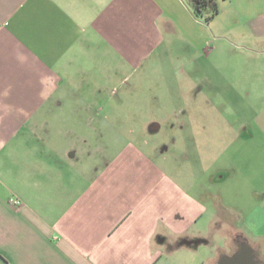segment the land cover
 Masks as SVG:
<instances>
[{
	"label": "crops",
	"instance_id": "crops-1",
	"mask_svg": "<svg viewBox=\"0 0 264 264\" xmlns=\"http://www.w3.org/2000/svg\"><path fill=\"white\" fill-rule=\"evenodd\" d=\"M217 5L258 70L167 100L117 62L192 25L186 0H0V264H164L237 235L264 256V0Z\"/></svg>",
	"mask_w": 264,
	"mask_h": 264
},
{
	"label": "rangeland",
	"instance_id": "rangeland-1",
	"mask_svg": "<svg viewBox=\"0 0 264 264\" xmlns=\"http://www.w3.org/2000/svg\"><path fill=\"white\" fill-rule=\"evenodd\" d=\"M186 4L192 12L193 9L187 1ZM195 18L198 19L196 22ZM195 18H193L192 25L173 26L171 30H163L164 35L162 38L160 36L157 38L158 33L156 30V42L154 46L142 44L139 47H130V52L134 56L129 57H132L133 60L117 62V66L122 70V76L127 70H132L131 72L135 74L133 78L140 77L141 75H144V77L153 75L152 79L147 77L143 81L147 86L154 85L156 89H161L160 92L164 93L161 96L166 97L168 100V94L165 93L168 88L176 90L185 88L187 92H193L194 94L202 87L205 89L212 88L206 82V79H204L203 73L220 71L222 75H226L228 72H241L247 69L252 71L258 70V66L255 65L256 63L232 61L231 56L241 53V48L238 45L239 42L234 41L238 39L234 35L231 33L229 35L221 33L222 31L216 27V24H211V21L207 22L204 19ZM159 32L161 33L162 31ZM216 37L218 40L215 39ZM131 81L127 80L125 85H129ZM251 81L256 82V79L251 78ZM227 82L228 79L220 78L218 85L225 86ZM131 85H134V82ZM128 98L130 97L123 95L122 101L127 99L128 102H135L133 98ZM141 106L143 108L139 112L142 114L151 115L154 111L159 110L148 108L147 100L143 101ZM129 112L133 114L134 111ZM127 124H130V121L124 120L122 134L131 138L132 134L128 132ZM211 231L213 232V230ZM213 239L205 237L201 239L182 238L180 239L179 246L188 249L173 254L172 258L163 263L212 264L210 261H204V263L202 261L204 260L203 257L211 256V252L215 253V248H204V246L209 245L212 241L215 242V245H218V255L212 253L213 255H217L215 264H218L222 254H231L232 251L236 250V241H233L232 245L231 239L229 242L226 241V238L222 237Z\"/></svg>",
	"mask_w": 264,
	"mask_h": 264
},
{
	"label": "flooded vegetation",
	"instance_id": "flooded-vegetation-1",
	"mask_svg": "<svg viewBox=\"0 0 264 264\" xmlns=\"http://www.w3.org/2000/svg\"><path fill=\"white\" fill-rule=\"evenodd\" d=\"M234 241H236L237 243V246L235 248L236 250L234 252L232 251L231 254H222L221 257L219 258L218 264L223 262L222 260H224L226 256L232 257L239 253H241L244 256L245 264H249L248 263L249 260L253 261L254 264H264V256H261L257 250L252 249L251 254H250V250L248 246H251V244L250 242H248V239L237 235L235 236ZM247 258L248 260L246 262Z\"/></svg>",
	"mask_w": 264,
	"mask_h": 264
},
{
	"label": "trees",
	"instance_id": "trees-1",
	"mask_svg": "<svg viewBox=\"0 0 264 264\" xmlns=\"http://www.w3.org/2000/svg\"><path fill=\"white\" fill-rule=\"evenodd\" d=\"M196 17L211 21L218 13L217 0H186Z\"/></svg>",
	"mask_w": 264,
	"mask_h": 264
},
{
	"label": "water",
	"instance_id": "water-1",
	"mask_svg": "<svg viewBox=\"0 0 264 264\" xmlns=\"http://www.w3.org/2000/svg\"><path fill=\"white\" fill-rule=\"evenodd\" d=\"M249 250H250V254H251V251H252V248L250 246H248ZM251 258V257H250ZM248 258L246 259V262H247ZM223 262H221L220 264H245V259H244V256L239 253L235 256H226L224 260H222ZM249 264H254L253 261L249 260L248 261Z\"/></svg>",
	"mask_w": 264,
	"mask_h": 264
},
{
	"label": "built area",
	"instance_id": "built-area-1",
	"mask_svg": "<svg viewBox=\"0 0 264 264\" xmlns=\"http://www.w3.org/2000/svg\"><path fill=\"white\" fill-rule=\"evenodd\" d=\"M20 202L19 201H16V204H19Z\"/></svg>",
	"mask_w": 264,
	"mask_h": 264
}]
</instances>
